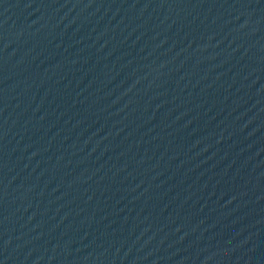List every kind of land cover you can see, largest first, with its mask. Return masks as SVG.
<instances>
[{
	"label": "water",
	"instance_id": "obj_1",
	"mask_svg": "<svg viewBox=\"0 0 264 264\" xmlns=\"http://www.w3.org/2000/svg\"><path fill=\"white\" fill-rule=\"evenodd\" d=\"M0 264H264V0H0Z\"/></svg>",
	"mask_w": 264,
	"mask_h": 264
}]
</instances>
